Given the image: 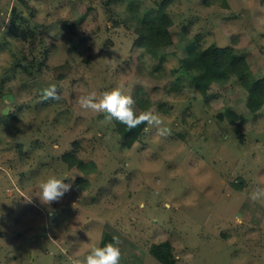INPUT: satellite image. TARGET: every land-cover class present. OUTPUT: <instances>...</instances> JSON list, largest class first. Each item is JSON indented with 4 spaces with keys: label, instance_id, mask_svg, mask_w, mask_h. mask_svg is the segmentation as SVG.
<instances>
[{
    "label": "rangeland",
    "instance_id": "1",
    "mask_svg": "<svg viewBox=\"0 0 264 264\" xmlns=\"http://www.w3.org/2000/svg\"><path fill=\"white\" fill-rule=\"evenodd\" d=\"M163 1L0 0V264H71L104 233L120 238V264H163L150 249L165 240L174 264H264V198L250 199L264 186V105L248 108L228 66L205 94L183 67L189 46L217 44L264 77V0H171L172 39L136 46ZM120 83L170 135L145 125L127 147L114 119L79 106ZM50 85L59 100L40 94ZM65 174L50 214L39 185Z\"/></svg>",
    "mask_w": 264,
    "mask_h": 264
},
{
    "label": "trees",
    "instance_id": "2",
    "mask_svg": "<svg viewBox=\"0 0 264 264\" xmlns=\"http://www.w3.org/2000/svg\"><path fill=\"white\" fill-rule=\"evenodd\" d=\"M171 0H164L159 9L153 13L151 22L145 23L136 27L135 45L148 50H155L165 44L171 39V32L167 27L165 18L167 16V8ZM11 32L15 36L18 29L12 25ZM23 35L26 34L23 32ZM230 67L235 75L240 79L242 85L249 92L247 106L251 111H257L264 105V77L255 81L250 80L247 70L249 64L245 57L240 56L234 52L232 46H218L217 44H210L205 48L197 49L195 43L187 48L186 54L183 58V67L187 70H192L195 74L193 80L198 91L205 94L209 86L215 81H221L225 78L224 69ZM139 113V112H137ZM117 130L119 131L124 145L127 147L139 139L145 124L139 127L127 130L126 126L114 119ZM64 157L73 164V155L65 154ZM80 188L84 187V179L79 180ZM113 235L104 233L101 239L100 246L112 241ZM152 255L163 264H174V257L172 252V244L170 241H162L152 245L150 249Z\"/></svg>",
    "mask_w": 264,
    "mask_h": 264
},
{
    "label": "clouds",
    "instance_id": "3",
    "mask_svg": "<svg viewBox=\"0 0 264 264\" xmlns=\"http://www.w3.org/2000/svg\"><path fill=\"white\" fill-rule=\"evenodd\" d=\"M51 35L56 36L55 33H51ZM124 88V84L120 83L111 90L99 95L95 90L90 91L78 98V104L84 110H92L95 113H106V119L109 121L115 119L124 124L129 131L139 127L141 124H145L147 125L144 129L145 132L155 128L162 137L170 135L171 129L166 126L165 120L155 109L137 113L133 97L125 94ZM40 94L44 100L60 99L56 85H50L41 89ZM8 104L9 100L6 99L5 106L0 109V116H6L11 111ZM65 179H74V175L65 174L62 177L52 175L39 185L40 191L37 196L43 205L49 206L50 214H54V210L50 207L52 203L58 202L67 192L71 191L72 185L71 183H65ZM261 198H264V186L256 187L250 196V199L253 201ZM25 199L31 202V197ZM2 215L4 213L0 210V216ZM120 244V238L113 236L111 242L102 247L99 244L93 246L85 256L72 259L71 264H120L122 258ZM61 251L67 254L66 249H61Z\"/></svg>",
    "mask_w": 264,
    "mask_h": 264
}]
</instances>
